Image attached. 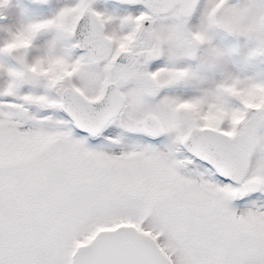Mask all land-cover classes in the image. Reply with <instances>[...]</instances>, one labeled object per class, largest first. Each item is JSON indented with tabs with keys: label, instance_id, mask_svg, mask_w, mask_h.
Here are the masks:
<instances>
[{
	"label": "snow or ice",
	"instance_id": "6c2138e0",
	"mask_svg": "<svg viewBox=\"0 0 264 264\" xmlns=\"http://www.w3.org/2000/svg\"><path fill=\"white\" fill-rule=\"evenodd\" d=\"M0 264H264V0H0Z\"/></svg>",
	"mask_w": 264,
	"mask_h": 264
},
{
	"label": "flooded vegetation",
	"instance_id": "af4514ba",
	"mask_svg": "<svg viewBox=\"0 0 264 264\" xmlns=\"http://www.w3.org/2000/svg\"><path fill=\"white\" fill-rule=\"evenodd\" d=\"M227 40L232 45H236L237 44L236 46H240V47L244 48V50L241 49V51H240V54H241L242 59H243L246 56V54H247V49H248V46H249L247 44V42L245 41V39L243 37H241L240 39L237 40V38L229 36V37H227Z\"/></svg>",
	"mask_w": 264,
	"mask_h": 264
},
{
	"label": "rangeland",
	"instance_id": "374dc122",
	"mask_svg": "<svg viewBox=\"0 0 264 264\" xmlns=\"http://www.w3.org/2000/svg\"><path fill=\"white\" fill-rule=\"evenodd\" d=\"M239 39H240V38H239ZM236 45H237V44H236ZM238 47H239L240 51H241V49H243V50H244V48H243V47H240V46H238ZM246 48H247V47H246ZM246 48H245V49H246ZM240 51H239V54H238V58H239V59H242V56H241V54H240Z\"/></svg>",
	"mask_w": 264,
	"mask_h": 264
}]
</instances>
